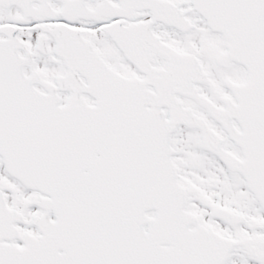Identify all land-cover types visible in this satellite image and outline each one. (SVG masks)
Instances as JSON below:
<instances>
[{"label": "snow or ice", "instance_id": "6c2138e0", "mask_svg": "<svg viewBox=\"0 0 264 264\" xmlns=\"http://www.w3.org/2000/svg\"><path fill=\"white\" fill-rule=\"evenodd\" d=\"M0 264H264V0H0Z\"/></svg>", "mask_w": 264, "mask_h": 264}]
</instances>
